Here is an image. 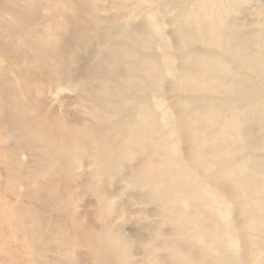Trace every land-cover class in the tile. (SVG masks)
<instances>
[{"label":"bare ground","instance_id":"1","mask_svg":"<svg viewBox=\"0 0 264 264\" xmlns=\"http://www.w3.org/2000/svg\"><path fill=\"white\" fill-rule=\"evenodd\" d=\"M24 2L0 16V264H264V0Z\"/></svg>","mask_w":264,"mask_h":264},{"label":"rangeland","instance_id":"2","mask_svg":"<svg viewBox=\"0 0 264 264\" xmlns=\"http://www.w3.org/2000/svg\"><path fill=\"white\" fill-rule=\"evenodd\" d=\"M11 1V2H10ZM22 1H23V3H22ZM36 1H40V2H42L43 0H36ZM0 2H3L2 4L4 5V9L2 8V9H0V16H2V17H4V18H9L10 17V14L8 13V12H6L5 11V7H7V11H9V10H15V17L17 16V17H23V16H21L20 15V13L17 11L16 12V9H14V8H17V7H19L20 5H25V4H27V3H25L24 2V0H0ZM5 2H8V3H6L5 4ZM14 3H16V5L14 4ZM108 3H105V5H107ZM0 6H1V4H0ZM30 12H32L31 14L32 15H34L35 17L32 19V17L30 16V19H31V24H32V28H33V31H35V32H37V33H35L34 32V34H36V36H39V34L41 35H43L44 33V29H45V25H46V27L48 26V22H49V11L47 10V8H45V6H39V7H37V8H33V10H31ZM7 15V16H6ZM14 17V13H12V15H11V17ZM10 17V18H11ZM24 17H28L27 15H25ZM42 24V25H41ZM42 27H43V29H42ZM37 31H36V30ZM39 29V30H38ZM43 31V32H42ZM42 32V33H41ZM38 34V35H37ZM84 55H86V52L83 50V52H82ZM3 59H2V55H1V46H0V61H2ZM10 73V72H9ZM11 74V75H10ZM9 74V76H11V77H15V75H14V72H11ZM18 87V86H17ZM42 89H44V91L43 90H39L38 88H31L30 89V91H29V94L34 98H36V100L39 98L38 96H40L43 92L45 93H47V95L48 96H51V97H55V99H56V93L55 94H53V91L51 90V88L49 87V90H48V88H46V86H44V88H42ZM15 91H16V89H15ZM36 91V92H35ZM56 91L58 92L59 90L58 89H56ZM66 95H68L67 93H66ZM68 100V99H67ZM54 102L56 103V100H54ZM27 158L24 156L23 157V160H26ZM114 195L116 196H123V202L125 203V206H121L120 205V211L121 210H124V216H125V220H130L131 219V221L132 222H135V223H138V225L139 226H143V225H145L146 227H148V226H150V224H151V222H152V218L150 217L149 218V216L146 218V217H144L143 215H137V216H135V215H133V213L134 212H136L137 210H140V205H137V206H135V207H131V208H129V207H127L126 205H127V202H128V198H127V194H125V191H122L120 188L114 193ZM151 229H154V227L152 226V228Z\"/></svg>","mask_w":264,"mask_h":264}]
</instances>
